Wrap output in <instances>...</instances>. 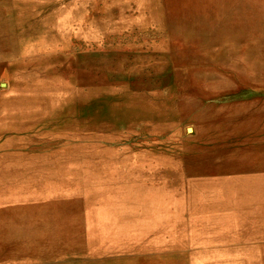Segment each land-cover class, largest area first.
Returning a JSON list of instances; mask_svg holds the SVG:
<instances>
[{"label": "rangeland", "instance_id": "1", "mask_svg": "<svg viewBox=\"0 0 264 264\" xmlns=\"http://www.w3.org/2000/svg\"><path fill=\"white\" fill-rule=\"evenodd\" d=\"M138 158L136 233L127 217L128 232L89 240L101 212L81 204L121 206L133 194L116 191L128 187L83 184L80 203L16 204L40 192L28 170ZM8 172L0 264H148L172 254L169 264H264V0H0V182ZM9 180L33 193L9 190ZM167 181L174 191L155 184ZM187 200L203 203L202 214L191 216ZM231 221L236 236L210 239Z\"/></svg>", "mask_w": 264, "mask_h": 264}, {"label": "crops", "instance_id": "2", "mask_svg": "<svg viewBox=\"0 0 264 264\" xmlns=\"http://www.w3.org/2000/svg\"><path fill=\"white\" fill-rule=\"evenodd\" d=\"M69 161V163H71V160H67ZM64 161L65 164L63 163L64 169L62 168H58L59 170H54L55 168H53L52 170H54V174H45L47 172L42 171L41 169H33L35 171H30L28 170L26 173H24V177L25 178H31V180H33V184H35V186H33L32 190H39L42 192H47L46 194L44 193V198H50V197H61V196H65L67 198L73 199L75 201H78V197H77V192L80 186H82L83 184L85 185V187H91V189L88 192H94V189L100 188V186L109 188V187H117L116 189H119L120 187H125V188H129L128 191H125V189L123 188L122 190H118L116 192H118L117 194L119 195H125L126 193L128 194H133V195H129V197H127L128 202L123 203V205L120 206V203L118 201H115V203L113 204V206H108L109 203H107L108 201L105 200V197H97L96 200L94 201H89L86 200L84 203H81L84 208H86L87 210H91V209H96L99 212H101V214L104 216V221H99V219H91L92 222L96 223V225L94 226L95 228L92 229V233L89 236V240H93L94 241V237L95 235L99 236H103L102 231L106 230L105 227L108 226H115L117 225L118 227L121 226L119 228V233L120 235H123L124 232H128V223H125V218H134V222L133 224L135 225V227L132 229V231H134V233H136L138 230H140V227L142 226V218H143V212H142V202H141V196H139L141 192L140 189H138L137 186H142L141 182H138L137 179L139 176L136 177L137 173H141L142 166L140 164V158L138 159H128L127 163L128 164H124L122 165V167L118 166L119 163L117 161H104V160H91L89 162H87L86 164V168L84 171H78L76 169L71 168L70 166L68 167V162ZM58 162V161H56ZM123 162L125 163L126 161L123 160ZM137 162V164H136ZM39 163L42 166H45L47 164V160L43 159L41 161H39ZM133 163V165H131ZM54 165H60L57 163H52ZM52 164H47V166H50ZM62 165V163H61ZM45 166V167H47ZM183 167L181 168V172L182 175H184L183 173L185 172V177L183 178H190L189 174L190 173V167L189 165H187L186 163H183L182 165ZM68 167V168H67ZM32 170V169H31ZM127 172H133V176H131L130 174H128ZM11 172L6 173L4 176H2V180L0 182V187L1 184L3 183V178L6 179V177H8L10 175ZM126 173V175H125ZM136 174V175H135ZM194 174V171H193ZM192 174V175H193ZM46 177L47 175H51L50 177H48L49 180H39L37 181L36 178H40L42 176ZM129 175V176H128ZM170 178H172L171 180H173V177L171 176ZM30 180V181H31ZM165 183V182H164ZM19 184H21L20 181H7V187L10 190V186L11 187H15V188H19L23 190L21 187H19ZM30 184V183H29ZM155 184L157 186H162L165 188V190H167L168 192L170 191H174L169 185H168V181L165 184L159 183V182H155ZM184 185V184H182ZM97 186V187H95ZM193 186V185H192ZM74 188L73 190L71 188ZM137 187V188H136ZM169 187V188H168ZM191 185L185 183L184 188L186 191V193L190 194V192H194V190L192 191L191 189ZM71 189V190H70ZM159 189V187H158ZM87 192V193H88ZM130 192V193H129ZM18 193V192H16ZM137 194V195H136ZM152 195L155 194H163V191H154L151 193ZM125 198V196H123V199ZM118 199V198H117ZM150 199H153V197L151 196ZM151 201V200H150ZM187 210L190 211V214L192 216L193 210H198L199 214L200 213V207H203V203H195V202H191L189 203V200H187ZM79 202V201H78ZM184 202V201H183ZM80 203V202H79ZM113 203V202H110ZM150 204L151 207L150 208H159L157 203H153L151 202ZM173 203H166V207L170 208L172 206ZM190 205V208H189ZM192 206V207H191ZM124 209H128L127 213H122L120 212L121 210L123 211ZM189 214V212H188ZM100 215V214H99ZM100 215V216H102ZM146 216V215H145ZM111 217L109 220L108 218ZM202 222V220H198V222ZM111 230H114L113 228ZM116 232H111V234H115ZM105 235V234H104ZM107 235V233H106Z\"/></svg>", "mask_w": 264, "mask_h": 264}, {"label": "bare ground", "instance_id": "3", "mask_svg": "<svg viewBox=\"0 0 264 264\" xmlns=\"http://www.w3.org/2000/svg\"><path fill=\"white\" fill-rule=\"evenodd\" d=\"M48 4V3H47ZM159 6V5H158ZM125 9V8H124ZM123 9V10H124ZM56 10V9H55ZM165 12V11H164ZM163 14V13H162ZM158 15V14H157ZM203 16V15H202ZM159 17V16H158ZM166 17V16H165ZM161 18V17H160ZM164 18V17H163ZM149 19V18H148ZM151 19V18H150ZM152 20V19H151ZM205 21V20H204ZM223 21V20H222ZM168 22V21H167ZM221 26H223V24L222 23H217V24H215V26H212V27H209V28H212V30L214 31V29L217 27V29L218 30H220V28H221ZM217 39V38H216ZM250 53V52H249ZM248 53V54H249ZM263 66V65H262ZM261 68H263V67H261ZM260 68V69H261ZM257 75V74H256ZM13 127V126H12ZM24 189L22 190V191H19L20 193H23V194H25V195H27V194H31V193H33V192H26V186H24L23 187ZM169 188V187H168ZM35 192V191H34ZM44 193L46 194V192H42V191H40V192H38L37 194H34L33 193V195H28V200L25 202V203H18V202H16V204H17V206H22V207H24V208H27V209H29V208H31V207H34V206H37V205H40V206H45V205H47V203H49V201L47 200V198H44ZM159 196V195H158ZM61 197H64V196H61ZM37 215H40V214H37ZM100 215H102V214H100ZM100 215H97V216H95V218L97 219H99V221H104L105 219H104V216L102 215V216H100ZM221 216L224 218V215L223 214H221ZM205 217L206 218H211L210 216H207V215H205ZM111 217H109L108 218V220L110 219ZM2 219H0V221H1ZM106 221V220H105ZM213 224V223H212ZM224 224L228 227V229L226 230V231H224V230H222V231H214V235H210L209 237H210V239H214V238H217V239H222V237L225 235V232H229L228 230H230V232H231V234H232V236H236V231H235V223L233 222V221H231V222H224ZM208 225H211V224H208ZM247 225L249 226V224L247 223ZM252 226H253V224L252 225H250L249 227H251V232H252ZM35 227H38V225H32V226H30V228H29V230L30 229H32V228H35ZM106 228V230L107 231H111V232H119L120 230H119V228L120 227H118L117 225H115V226H113V227H111V226H108V227H105ZM114 229V230H111V229ZM121 229V228H120ZM41 229H40V227H38L37 228V230H36V236H37V238H38V240H37V248H36V251H40L41 250V252H44L43 251V248L41 247V244H42V241L41 240H39V235L42 233L41 231H40ZM214 237V238H213ZM219 242V241H218ZM57 247V246H56ZM104 255V254H103ZM134 256H136V255H134ZM178 256V255H177ZM41 257H44L41 261H39L37 264H50L51 262H56V263H59V262H62L61 261V259H59V260H49V258L48 257H46V256H41ZM137 257V256H136ZM176 257V255L174 256V254H172V255H164V256H162V257H158L157 259H154L153 261H149L148 262V264H169V262L172 260V259H174ZM122 258V257H121ZM145 258V257H144ZM62 259H66V258H62ZM74 260H70L69 259V261H73V264H75L79 259H81L80 257H77L76 259L75 258H73ZM83 261V260H82ZM118 261V260H117ZM109 262H110V260H109ZM122 262V261H121ZM120 262V263H121ZM77 263H79V262H77ZM76 263V264H77ZM125 263H127V262H125ZM129 263V262H128ZM33 264V263H32ZM70 264V263H69ZM88 264H107L106 262H104V261H101L100 262V260L99 259H97V260H94V262L93 263H88ZM122 264V263H121ZM138 264H145V263H138Z\"/></svg>", "mask_w": 264, "mask_h": 264}]
</instances>
